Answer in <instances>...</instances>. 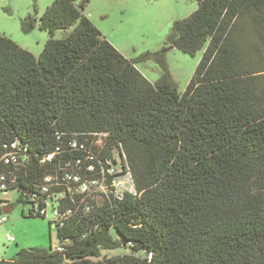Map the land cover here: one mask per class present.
<instances>
[{"label":"trees","instance_id":"16d2710c","mask_svg":"<svg viewBox=\"0 0 264 264\" xmlns=\"http://www.w3.org/2000/svg\"><path fill=\"white\" fill-rule=\"evenodd\" d=\"M87 2L20 20L48 33L38 56L0 34V191L30 217L50 203L60 240L0 264H264V77L243 31L264 33V0H196L173 23L167 44L203 50L181 94L102 36Z\"/></svg>","mask_w":264,"mask_h":264},{"label":"rangeland","instance_id":"374dc122","mask_svg":"<svg viewBox=\"0 0 264 264\" xmlns=\"http://www.w3.org/2000/svg\"><path fill=\"white\" fill-rule=\"evenodd\" d=\"M54 0H0V34L10 37L34 56H38L49 38L45 31L35 26L23 33L20 20L28 15H42ZM82 0H76L79 5ZM197 9L196 0H88L83 14L99 29L124 57L135 60L136 68L149 81L156 82L165 73L175 85L179 94L183 93L202 56L203 50L189 56L167 44V37L175 21L187 18ZM74 27L55 31L54 39L68 36ZM244 34L249 38L252 54L248 61L264 77V33L243 25ZM161 58V62L156 60ZM131 191L127 189L126 192ZM16 190L0 191V201L9 202L13 209L4 214L0 202V260H10L21 250L54 249L60 244L57 230L49 224L54 219L50 203L46 204L45 217H30V204L18 201ZM9 235L14 239H6ZM125 250V249H123ZM103 254L120 252L119 249L105 250ZM143 256V253L140 254Z\"/></svg>","mask_w":264,"mask_h":264},{"label":"built area","instance_id":"2783aa9c","mask_svg":"<svg viewBox=\"0 0 264 264\" xmlns=\"http://www.w3.org/2000/svg\"><path fill=\"white\" fill-rule=\"evenodd\" d=\"M8 160H5V162H7ZM108 173L109 174H112V173H115V170H113V169H109L108 170ZM92 184L93 185H96L97 184V182L94 180V181H92ZM113 186L115 187V191L117 192V193H120V192H123V191H125V190H127V189H132V184H131V180H130V177L128 176V177H125L124 179H122V180H117V179H114L113 180ZM86 187H83V190L85 189ZM55 214V216H56V213H54ZM6 221V218L5 217H2V218H0V224L1 223H3V222H5ZM6 239L8 240V241H10V242H13L14 241V239L12 238V237H10L9 235H7L6 236Z\"/></svg>","mask_w":264,"mask_h":264},{"label":"water","instance_id":"95a60500","mask_svg":"<svg viewBox=\"0 0 264 264\" xmlns=\"http://www.w3.org/2000/svg\"><path fill=\"white\" fill-rule=\"evenodd\" d=\"M12 209H13V205H10V206H7V207H3V208H2V212H3L4 214H7V213H9Z\"/></svg>","mask_w":264,"mask_h":264},{"label":"crops","instance_id":"0c3cea01","mask_svg":"<svg viewBox=\"0 0 264 264\" xmlns=\"http://www.w3.org/2000/svg\"><path fill=\"white\" fill-rule=\"evenodd\" d=\"M44 44H45V42H44Z\"/></svg>","mask_w":264,"mask_h":264}]
</instances>
